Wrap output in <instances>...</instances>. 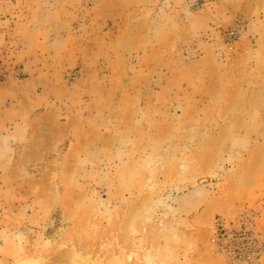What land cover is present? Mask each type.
Returning <instances> with one entry per match:
<instances>
[{
	"label": "rangeland",
	"instance_id": "374dc122",
	"mask_svg": "<svg viewBox=\"0 0 264 264\" xmlns=\"http://www.w3.org/2000/svg\"><path fill=\"white\" fill-rule=\"evenodd\" d=\"M74 260L264 264V0H0V264Z\"/></svg>",
	"mask_w": 264,
	"mask_h": 264
},
{
	"label": "built area",
	"instance_id": "2783aa9c",
	"mask_svg": "<svg viewBox=\"0 0 264 264\" xmlns=\"http://www.w3.org/2000/svg\"><path fill=\"white\" fill-rule=\"evenodd\" d=\"M230 245L237 247L239 252H243L247 245L254 241V235L247 229L231 231L229 234Z\"/></svg>",
	"mask_w": 264,
	"mask_h": 264
},
{
	"label": "crops",
	"instance_id": "0c3cea01",
	"mask_svg": "<svg viewBox=\"0 0 264 264\" xmlns=\"http://www.w3.org/2000/svg\"><path fill=\"white\" fill-rule=\"evenodd\" d=\"M36 140L34 139L33 140V143L32 144H30V147H29V145H28V147H26L29 151L28 152H26V154L24 153L23 155V160L24 159H28L27 161H29L30 159H29V155H30V153L31 152H33L34 153V156H36V157H38V160H42L43 158H46V156L48 155V154H44V155H42L41 154V152H42V149L41 148H39V147H36ZM41 157V158H40ZM32 164H34V162H32ZM31 164V165H32Z\"/></svg>",
	"mask_w": 264,
	"mask_h": 264
},
{
	"label": "bare ground",
	"instance_id": "6f19581e",
	"mask_svg": "<svg viewBox=\"0 0 264 264\" xmlns=\"http://www.w3.org/2000/svg\"><path fill=\"white\" fill-rule=\"evenodd\" d=\"M200 190H201V189H200ZM200 190H199V191H200ZM192 191H193V190H192ZM202 191H203V190H202ZM201 193H203V192H201ZM204 193H205V190H204ZM193 195L195 196L194 192H193ZM196 196L198 197V195H196ZM199 197H200V196H199ZM202 197H203V196H202ZM202 197H201V198H202ZM203 198H204V197H203ZM195 202H196V201H195ZM191 203H192V202H191ZM189 204H190V203H189ZM182 205H183V204H182ZM190 206H191V205H190ZM173 208H174V207H173ZM189 208H190V207H189ZM169 209H171V207H170ZM172 210H173V209H172ZM173 212H174V211H173ZM178 212H179V211H178ZM176 213H177V212H176ZM32 261H33V260H32ZM88 261H89V260H87V262H83V261H80V260H74V261H73V264H92V262H93V261H92V262H91V261L88 262ZM30 262H31V261H30ZM94 262H95V261H94ZM27 263H28V261H27ZM23 264H24V263H23ZM32 264H40V263L37 262V261H36V262L34 261ZM42 264H43V263H42ZM93 264H94V263H93Z\"/></svg>",
	"mask_w": 264,
	"mask_h": 264
}]
</instances>
